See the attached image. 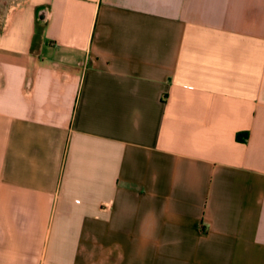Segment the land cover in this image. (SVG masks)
I'll use <instances>...</instances> for the list:
<instances>
[{
  "label": "crops",
  "instance_id": "crops-1",
  "mask_svg": "<svg viewBox=\"0 0 264 264\" xmlns=\"http://www.w3.org/2000/svg\"><path fill=\"white\" fill-rule=\"evenodd\" d=\"M0 264H264V0H0Z\"/></svg>",
  "mask_w": 264,
  "mask_h": 264
}]
</instances>
